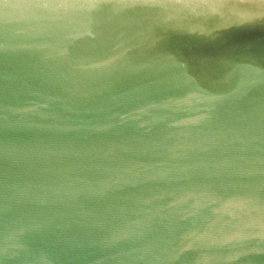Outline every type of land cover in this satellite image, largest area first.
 Listing matches in <instances>:
<instances>
[{"label":"water","instance_id":"95a60500","mask_svg":"<svg viewBox=\"0 0 264 264\" xmlns=\"http://www.w3.org/2000/svg\"><path fill=\"white\" fill-rule=\"evenodd\" d=\"M0 264H264V0H0Z\"/></svg>","mask_w":264,"mask_h":264}]
</instances>
